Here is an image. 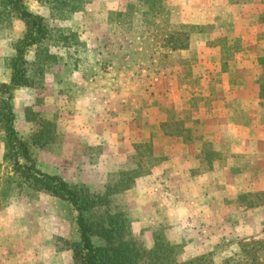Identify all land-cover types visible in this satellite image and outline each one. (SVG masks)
Listing matches in <instances>:
<instances>
[{"label": "rangeland", "instance_id": "obj_1", "mask_svg": "<svg viewBox=\"0 0 264 264\" xmlns=\"http://www.w3.org/2000/svg\"><path fill=\"white\" fill-rule=\"evenodd\" d=\"M20 4L43 18L23 54L28 84L11 98L37 167L105 197L90 221L118 215L138 247L174 245L175 264H264V0ZM31 29L0 0V84ZM10 154L0 124L4 181L16 174ZM5 192L0 232L49 233L39 250L26 242L21 264H74L78 212L27 183Z\"/></svg>", "mask_w": 264, "mask_h": 264}, {"label": "trees", "instance_id": "obj_2", "mask_svg": "<svg viewBox=\"0 0 264 264\" xmlns=\"http://www.w3.org/2000/svg\"><path fill=\"white\" fill-rule=\"evenodd\" d=\"M6 3L11 6L13 12H19L22 19L32 29L16 48L17 55L12 59L10 82L0 84L2 96L0 98V124L5 130L8 145L13 148V154H10L9 158L14 164L16 173L14 179L6 181L0 179V208L5 203L7 194L5 190L10 188L13 182L27 183L33 190L43 191L67 201L78 212L76 225L79 241L66 242L73 252L74 264H175L176 248L174 245L158 236L151 250L147 251L138 247L134 240L123 234L120 222L121 220L125 221V219L118 215L102 216L96 221H90L84 212L106 203L105 197L91 193L83 185L72 188L59 175L44 172L37 167L28 144L19 137L14 127L15 114L11 105V98L12 91L16 87L28 84L23 54L27 46L38 42V34L43 27V18L26 11L20 4V0H6ZM34 32H36L35 35ZM93 236L99 238L102 244L95 245L92 240ZM246 247L249 245H244V249ZM258 247H264V242H259ZM257 248H251V250H257ZM247 250L248 248L245 249V251ZM255 260L256 258L251 262ZM182 264H212V260L210 255L206 254ZM224 264H231V260L228 259ZM241 264L248 263L244 259Z\"/></svg>", "mask_w": 264, "mask_h": 264}, {"label": "crops", "instance_id": "obj_3", "mask_svg": "<svg viewBox=\"0 0 264 264\" xmlns=\"http://www.w3.org/2000/svg\"><path fill=\"white\" fill-rule=\"evenodd\" d=\"M248 117H245L244 120L246 121ZM262 132L264 133V128H262ZM94 136V135H93ZM99 140H106L107 138H103L102 135L97 134L95 135ZM159 136V135H158ZM161 137V135H160ZM60 236H65L63 233H59ZM49 233L45 229H38L36 232H31L30 229L24 228V229H13L9 224H7V227L3 229V232H0V264H21V259L24 255V252H20L21 248H26V242L31 240V243L34 245V249L39 250V246H41L43 241H46V238L49 241ZM40 237V240L38 238ZM53 237H51L52 239ZM55 242H49L48 244L51 245L52 249L51 252L54 254L52 256V259L59 258L60 249L56 253L54 252V244ZM53 244V245H52ZM57 244V243H56ZM25 246V247H24ZM14 247L16 254L14 255L13 250L12 252L9 251V248ZM57 247H55L56 250ZM58 249V248H57ZM24 258V257H23ZM23 260V259H22ZM28 263V260H26ZM51 264H61L60 262L54 261V263Z\"/></svg>", "mask_w": 264, "mask_h": 264}]
</instances>
